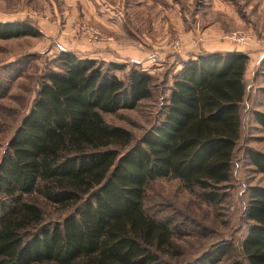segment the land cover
<instances>
[{"label": "trees", "instance_id": "1", "mask_svg": "<svg viewBox=\"0 0 264 264\" xmlns=\"http://www.w3.org/2000/svg\"><path fill=\"white\" fill-rule=\"evenodd\" d=\"M30 34L23 21H0V39ZM56 61L0 158L9 201L0 204V264H157L173 257V218L146 212V186L172 178L207 203L223 197L241 136L247 53L182 59L161 116L135 141L103 116L150 98L153 76L133 66L125 81L115 73L120 63L65 49ZM258 68L264 74V56ZM253 115L264 132V113ZM246 156L264 177V153L248 148ZM246 192V229L238 255L225 264H264V185ZM37 197L64 214L47 222ZM217 247L197 260L216 264Z\"/></svg>", "mask_w": 264, "mask_h": 264}, {"label": "rangeland", "instance_id": "2", "mask_svg": "<svg viewBox=\"0 0 264 264\" xmlns=\"http://www.w3.org/2000/svg\"><path fill=\"white\" fill-rule=\"evenodd\" d=\"M8 20L23 21L32 34L0 39V158L7 140L31 107L44 72L56 69V59L64 49L101 63H120L124 69L115 73L125 81L133 66L153 76L150 98L133 109L103 116L107 123L130 131L134 141L161 116L182 59L210 52L205 48L210 41L258 59L254 71L260 78L256 84L263 87H251V78H245L241 136L223 197L210 204L199 194L188 192L179 181L160 178L146 186L144 199L146 212L174 221L178 253L161 257L157 264H202L197 258L217 246L221 255L216 264H225L238 255L246 229L243 207L247 188L264 185L263 175L246 156L248 148L264 153V132L253 115L254 111L264 113V74L258 68L264 56V0H0V21ZM234 31L245 33V40L231 38ZM177 38L180 47L174 48L172 42ZM100 41L103 45L122 43L125 52L102 53L95 46ZM128 49L136 54L130 55ZM147 55L154 57V64H143L142 56ZM37 199L47 222L64 214ZM8 202L0 188V204ZM220 247L227 248L222 251Z\"/></svg>", "mask_w": 264, "mask_h": 264}, {"label": "crops", "instance_id": "3", "mask_svg": "<svg viewBox=\"0 0 264 264\" xmlns=\"http://www.w3.org/2000/svg\"><path fill=\"white\" fill-rule=\"evenodd\" d=\"M212 42L208 47H205L207 50H230L231 49V46L228 47L227 45L221 43V42H217V41H210ZM95 46L98 47V50H100L102 53H106L107 51L108 52H113V50H116V52L120 53L121 51H124L125 52V46L122 45V43H118L116 41H110L108 43H104V45L102 44V42L100 41V43H97ZM126 52H128L130 55H133V54H136L134 52L133 49H128ZM102 55V54H101ZM248 55V61H247V65H246V69H245V72H244V78H251V87H254V88H259V87H263L262 85H257V81L258 79L260 78L259 76H256L255 72L254 71V66L256 64V61L258 59H255L252 54H247ZM143 58V64H154V57L152 55H147V56H142ZM258 58V57H257ZM137 61V60H135ZM153 62V63H152ZM156 64V62H155ZM257 77H259L257 79ZM254 88L253 91H254Z\"/></svg>", "mask_w": 264, "mask_h": 264}, {"label": "built area", "instance_id": "4", "mask_svg": "<svg viewBox=\"0 0 264 264\" xmlns=\"http://www.w3.org/2000/svg\"><path fill=\"white\" fill-rule=\"evenodd\" d=\"M231 38L235 39L237 42H242L245 40L246 34L241 31H234ZM172 46L174 48L180 47V38L175 39L172 42Z\"/></svg>", "mask_w": 264, "mask_h": 264}]
</instances>
